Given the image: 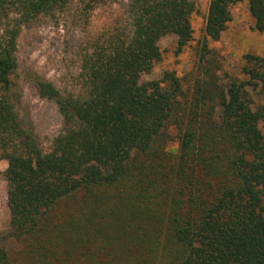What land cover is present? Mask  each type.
Wrapping results in <instances>:
<instances>
[{"label":"trees","instance_id":"obj_1","mask_svg":"<svg viewBox=\"0 0 264 264\" xmlns=\"http://www.w3.org/2000/svg\"><path fill=\"white\" fill-rule=\"evenodd\" d=\"M69 1L0 0L6 239L20 245H0V264H264V103L249 91L264 101V56H244L245 81L222 85L208 70L185 114L174 73L140 78L161 61V38L176 36V53L190 42L195 3L131 0L127 27L86 41L76 91L38 82L63 126L46 150L11 99L16 40ZM243 1L210 0L206 52ZM246 1L264 32V0ZM184 121L174 156L167 131Z\"/></svg>","mask_w":264,"mask_h":264},{"label":"rangeland","instance_id":"obj_2","mask_svg":"<svg viewBox=\"0 0 264 264\" xmlns=\"http://www.w3.org/2000/svg\"><path fill=\"white\" fill-rule=\"evenodd\" d=\"M130 1L70 0L62 9L38 16L21 27L16 40L17 69L11 77L10 94L18 116L31 126L44 149L50 147L63 126L57 106L39 95L38 82L51 83L63 95L76 91L80 53L86 41L127 27L126 8ZM193 1L196 12L190 19L193 30L190 42L176 53V36L161 38L158 42L161 61L140 78L145 83L160 80L165 72L174 73L182 86L180 101L185 114L191 109L197 83L210 79L208 70L222 85L232 79L245 81L244 56H264V32L256 30L246 0L230 8L231 21L217 41L207 39V52L203 48L204 27L210 0ZM249 91L255 106L264 103L253 89ZM185 125L186 121L169 127L167 138L170 140L164 147L165 152L177 155ZM258 127L264 135V124L259 123ZM6 168L7 162L0 160V245L13 254L20 245L6 239L10 220L7 182L3 176Z\"/></svg>","mask_w":264,"mask_h":264}]
</instances>
